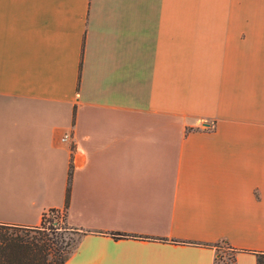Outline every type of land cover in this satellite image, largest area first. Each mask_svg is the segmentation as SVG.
<instances>
[{"label": "crops", "instance_id": "obj_1", "mask_svg": "<svg viewBox=\"0 0 264 264\" xmlns=\"http://www.w3.org/2000/svg\"><path fill=\"white\" fill-rule=\"evenodd\" d=\"M49 208L62 264H255L264 0H0V223Z\"/></svg>", "mask_w": 264, "mask_h": 264}, {"label": "trees", "instance_id": "obj_2", "mask_svg": "<svg viewBox=\"0 0 264 264\" xmlns=\"http://www.w3.org/2000/svg\"><path fill=\"white\" fill-rule=\"evenodd\" d=\"M49 210L52 211L53 208ZM46 227L53 230L52 217H44L43 212L36 225L0 223V264H62L71 249L66 252L56 249L49 251L51 242L48 237L28 232L29 229L41 232ZM224 255L231 259L229 252H218L215 259L223 258ZM255 264H264V252L256 253Z\"/></svg>", "mask_w": 264, "mask_h": 264}, {"label": "rangeland", "instance_id": "obj_3", "mask_svg": "<svg viewBox=\"0 0 264 264\" xmlns=\"http://www.w3.org/2000/svg\"><path fill=\"white\" fill-rule=\"evenodd\" d=\"M64 213V212H63ZM47 226V222H45ZM53 230L46 227L41 232L29 229L30 234L46 236L51 242L49 245V251L58 250L61 252H66L68 249H72L75 242L79 237V232L75 231L73 228L68 226L64 221V214L61 219H58L56 222H52ZM214 264H230V260L224 256L223 258H218Z\"/></svg>", "mask_w": 264, "mask_h": 264}, {"label": "built area", "instance_id": "obj_4", "mask_svg": "<svg viewBox=\"0 0 264 264\" xmlns=\"http://www.w3.org/2000/svg\"><path fill=\"white\" fill-rule=\"evenodd\" d=\"M68 137V134L67 133H63L61 135V140H65L67 139ZM44 217H48V216H51L52 217V222H56L58 219H61L62 215L64 214L63 213V210L62 209H59V208H53L52 211H50L49 209H46L44 212Z\"/></svg>", "mask_w": 264, "mask_h": 264}]
</instances>
